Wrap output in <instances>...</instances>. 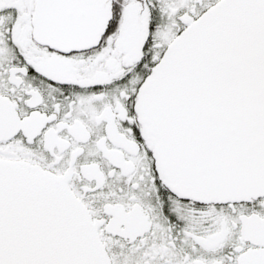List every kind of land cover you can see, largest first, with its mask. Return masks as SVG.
<instances>
[{"label":"snow or ice","instance_id":"snow-or-ice-1","mask_svg":"<svg viewBox=\"0 0 264 264\" xmlns=\"http://www.w3.org/2000/svg\"><path fill=\"white\" fill-rule=\"evenodd\" d=\"M0 264H264V0H0Z\"/></svg>","mask_w":264,"mask_h":264}]
</instances>
